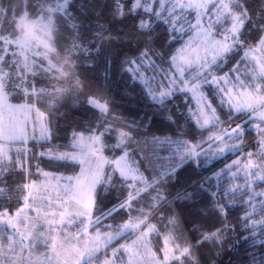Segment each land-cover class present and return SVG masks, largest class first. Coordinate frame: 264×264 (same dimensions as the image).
<instances>
[{"label":"snow or ice","instance_id":"1","mask_svg":"<svg viewBox=\"0 0 264 264\" xmlns=\"http://www.w3.org/2000/svg\"><path fill=\"white\" fill-rule=\"evenodd\" d=\"M245 2L246 0H187V3L183 0H167V3L166 0H112L110 11L113 20H136L135 31L140 36L151 35L150 30L155 20L159 24L170 25L169 35L172 37L167 48H162L159 52L148 42H144L141 48V41H137L131 55L124 56L117 62L120 53L112 55L111 49L118 46L114 42L119 34L114 37L110 28L101 26L87 46L76 43L79 40L81 22L88 19L84 13L89 11L91 0H85L79 9L72 0H17L16 4H12L11 0H0V209H3L0 211V223L12 230L7 236L9 247L5 249L0 243V253L12 252L15 257L0 255V264H25L24 251L31 246L33 240L45 239L43 234L37 235L39 224L47 225L49 232L62 231L77 223L82 225L74 235L65 234L67 254L61 262V254L56 253V264H101V241L107 248L117 236H121L126 230L139 228L156 213H160L159 220L167 219L169 205L175 206L177 201L193 208L204 205L205 214L215 212L226 219L230 207L226 201L234 200L235 197L227 189H213V175L184 184L179 189L175 185L179 182L181 169L200 167L202 157L214 159L226 152L242 150L246 138L245 126L243 122L234 124V121L241 120L246 114L249 121H259L255 125L260 137L257 144L264 149V0H260L261 6L255 15L250 14ZM18 7L20 12L17 11ZM104 8L109 10L107 4ZM178 10H194L195 23H189L185 29ZM33 15L38 18L31 19ZM205 17L210 21L207 24L204 23ZM222 22L230 24V27L217 30L215 25ZM12 25H15L14 30ZM253 30L258 35L249 41L247 36ZM62 35L72 38L66 41L63 48L60 46ZM184 36H188V39L184 40ZM97 40L99 44L96 43ZM173 44H180V47L173 49ZM121 45L130 47L127 40H122ZM242 51L248 58V63L252 64L250 69H246L250 78H242L240 75L239 65L245 61L237 60L236 57ZM9 53L13 59H9ZM233 61L236 62L234 68H229L227 72L223 69L217 71L220 64L227 67ZM82 64L102 73L107 82L114 81L119 74L117 83H122L126 90V95L121 98L129 99L138 109L144 110L132 112V119H127L123 113L114 114V102L111 98L101 99L91 90L85 92L88 77H82L76 71ZM233 73L236 75L233 76ZM157 77H160V84L154 85ZM166 79L167 83L164 82ZM48 87L53 88V96L59 93L79 100L95 118L89 119L80 133L72 134L71 147L79 149V153H48L50 163L60 165L71 161L81 165L80 172L75 176L58 178L66 180V183L63 187L57 186L55 200L50 196L44 197L38 191L33 195V191L39 188L35 181L17 185L16 188L8 183L9 177L19 175L17 167L20 172L24 171L23 157L13 160L9 154L10 146L17 141L26 143L25 130L13 119L21 108H14L6 103L8 96L12 93L22 94L28 98L30 106L33 96L39 98L48 94ZM178 93L186 96L191 93L189 103L195 100V109H187L195 124L205 130L210 125L216 131L207 139L201 137L199 141L192 139L191 142L179 145L178 154L166 169L156 170L155 175H147L146 170H142V163L132 162L133 153L125 149L141 134L140 129H150L157 120L166 121L169 125L179 122L175 107H164L166 103L171 105L174 99H178ZM118 120L123 121L119 127L126 128L127 131L113 127ZM52 131L54 129L42 127L41 139H46ZM85 131L87 136L83 135ZM114 132L116 142L107 143L104 137ZM6 144L9 145V151L5 150ZM97 145L100 147H96ZM105 149L121 150L123 155L109 160L103 155ZM40 155L44 156L45 153L41 152ZM256 156V153H248V162L244 168L252 182L245 185L249 191L243 192L248 199L241 200L242 204L253 208L251 213L246 209L242 217L244 232L248 233L242 239L245 243L252 241L253 246H257V236L264 237V191H254L255 180L264 181V152L259 154L258 159H254ZM105 164L113 166L112 170L105 171ZM238 164L239 161H233L227 169L237 167ZM236 174L232 173L233 176ZM43 175L48 177L50 174L45 172ZM25 190H28V194L23 196V204L13 216L12 200H5L4 197ZM19 199L17 195L16 201L19 202ZM257 204L260 207L258 219L254 218ZM134 205L141 207L134 208ZM30 211L36 215L29 216ZM125 211H138L136 222L130 219L118 229L107 225L112 231L101 232V225L106 220ZM223 219L220 221L222 227L215 231L209 230L207 234L200 232L201 242H223L222 233L233 230L223 224ZM169 222L174 223V218ZM19 224H23V230L18 227ZM92 227L97 229L95 238L89 235ZM155 231L157 229L154 225L149 226L148 232H142L140 241H144L149 233ZM82 237L87 239L82 241ZM72 240L76 243L72 244ZM165 240L167 244L168 237ZM133 243L135 245L137 242ZM17 247L20 248L19 255L16 254ZM193 247L195 242L178 247L180 255L170 256L171 249L166 246L163 264H169V261L187 264L186 258L191 256ZM258 247L264 248V241ZM52 248L55 252L54 238ZM124 253L129 254L127 264H133L136 253H132L125 245L115 249L111 258L105 253L102 264H125ZM28 259L30 262V257ZM48 259L51 264L52 258ZM191 264H198V261L193 258Z\"/></svg>","mask_w":264,"mask_h":264},{"label":"trees","instance_id":"2","mask_svg":"<svg viewBox=\"0 0 264 264\" xmlns=\"http://www.w3.org/2000/svg\"><path fill=\"white\" fill-rule=\"evenodd\" d=\"M5 2H7V0H5ZM72 2L75 4L76 8L79 9L81 3H84L85 0H72ZM11 3L16 4L17 0H11ZM106 4L109 6V10H105L104 6ZM111 4L112 0H91L89 11L84 13L88 19L81 22L82 27L78 33L79 40L76 41L77 44L87 46L92 42L94 36L98 34V29L103 26L104 28H110L114 37H117L119 34V38L114 42V44L118 46H114L111 49L112 55L120 53L117 57V62L122 60L124 56L131 55V52L135 50L137 46V41H141V48L144 42L150 43L157 52L162 48H167L168 41L172 39L169 35L171 29L168 25L159 24L158 21L154 20L152 29L150 30L151 35L140 36L135 31L136 20L131 18H125L123 20L112 19V13L110 11ZM245 6L250 10V14L255 15L257 9L261 6L260 0H246ZM17 11L20 12L21 9L18 7ZM38 12L39 10H37V14ZM31 18L36 17L33 15ZM12 28L14 30L15 25H12ZM257 35L258 33L253 30L248 34L247 39L251 41ZM71 39V37L62 35L60 37V46L62 48L65 47L66 41H70ZM122 40H127L130 47L121 45ZM96 43L99 44V40H97ZM177 46L178 44H173L172 48L175 49ZM165 67H167V65H165ZM76 71L79 72L82 77H88L85 84L86 93L91 90L101 99L111 98L113 100L114 114L119 115L123 113L127 119H132V112L144 110L138 109L137 105L129 99L121 98L126 95V90L122 83H117L120 79L119 74L115 76L114 81L107 82L104 80L102 73H97L94 69L83 66V64L81 67L77 68ZM45 83H47V81ZM51 83L55 84V81ZM56 87H59V85H56ZM52 92L53 88L48 87V94L39 98L36 96L32 97L31 104H34L40 112L45 114L47 127L54 129V131L43 140L29 141L22 144L17 143V145L25 146H21V148H27L28 151L32 150L33 152L29 155H21L24 159V171L20 172L19 167H17L16 171L19 175H13L9 177L8 180V183L12 184L13 188H16L17 185L22 186L23 183L30 184L32 179L38 178L39 176L34 173L37 167L51 172L66 173L68 175H74L79 169L77 162L74 163L69 161L56 165L50 163L49 157L37 154L38 151L42 150H53L54 152L72 150L71 137L73 132L80 133L82 131V126H86L89 119H95L88 113L86 105L81 104L79 100L68 96H62L59 93L53 96L51 95ZM9 96L12 101L29 103L28 98L24 97L22 94L16 95L12 93ZM178 96L179 98L174 99L171 105L166 103L164 107L169 109L175 107L176 113L179 116V122L169 125L166 121L157 120L150 129H140L141 134L136 137L128 149H125L133 153L131 157L133 162L142 163V170H146L147 175H155L156 170L166 169L167 166L173 162L172 158L178 154L177 150L179 145H182L184 142H191L192 139L198 141L201 137H205L209 131L213 130L211 126H208V130L200 128L193 121L191 114L187 111L188 107L192 106V101L191 103L188 102V97H190V95L187 94L186 96L184 93H178ZM33 110L34 112L36 111V109ZM240 121L241 120H236L234 124ZM121 123H123V121L118 120L113 127L122 131H127L126 128L119 127ZM83 135L87 136L88 133L85 131ZM245 137L243 147L245 146L244 149H247L254 144L253 140L257 135L247 126ZM104 140L109 144H114L116 142V133L114 132L110 135H106ZM240 152L241 151L236 154H234V152H229L212 162H208L207 159L202 157L200 167H183L181 169L178 176L179 182L175 185L177 189L184 184H191L194 181L213 175V189H227L230 194H234L235 199L226 201L230 205L226 219H223V217L215 212L205 214L203 211L204 205H197V207L193 208L180 201H177L175 206L169 205L167 219L163 221L159 220L160 213H156L152 219L148 220L143 225V227L152 223L157 229V231L152 233L153 249L157 253L160 254L162 252L164 244L163 239L167 236L170 237L177 248L184 245H191L195 242V247L192 248L191 256L186 258L187 264H191L193 258L198 261V264H264V248L258 247L259 243L264 241V237L257 236V246H253L252 241L245 243L242 239L243 236L248 235V233L244 232L242 217H244L246 209L250 213L253 212L251 206L241 203V200L246 201L248 199V196L244 195L243 192L249 190L241 188L242 183L245 181V177H235L229 174L230 170L222 169L223 165L234 156L240 154ZM104 153L112 159L118 157L123 151L105 149ZM110 170L111 168L108 165L105 171ZM263 186L264 181L261 183L259 182L255 186V190H259L261 187L263 188ZM27 192L28 190L21 193L13 192L10 197H4L5 200H12L11 212H14L20 207L23 203V196L26 195ZM17 195L20 197L19 202L16 201ZM140 207V205H134V208ZM0 211H3V209H0ZM259 213L260 207L257 204L254 211V218L258 219ZM126 217L127 211L106 221L118 222L125 220ZM173 218L175 222L170 223L169 221ZM222 219L223 224L233 229L232 231H225L222 233L223 242H201L200 232L207 234L209 230L215 231L217 228L222 227L220 223ZM194 226L196 230H194ZM257 231H259V228H257ZM131 234L132 232L118 242ZM177 252L180 255V252ZM169 264H174V262L171 261ZM175 264H178V262H175Z\"/></svg>","mask_w":264,"mask_h":264},{"label":"rangeland","instance_id":"3","mask_svg":"<svg viewBox=\"0 0 264 264\" xmlns=\"http://www.w3.org/2000/svg\"><path fill=\"white\" fill-rule=\"evenodd\" d=\"M183 2L187 3V0H183ZM166 3H167V0H166ZM156 7H157V9H159V4H157ZM169 7H170V5H169ZM178 14L182 17L181 23L184 24L185 29H187L189 23H195L196 14H195L194 10H187L185 12H179V10H178ZM165 15H167V13H165ZM37 18L38 17L31 18V19H37ZM185 21H187V23H185ZM209 22H210L209 19L207 17H205L204 18V23L207 24ZM168 26L171 29V26L170 25H168ZM177 27H179V25H177ZM215 27L217 28V30H221L224 27H230V24L225 25L222 22L219 25H215ZM188 35H192V33H188ZM183 39L187 40L188 36H184ZM177 47H180V44H178ZM14 48H15V46H14ZM15 50L17 52H19L18 49H15ZM41 51H43V50L41 49ZM9 55H10L9 59H13V57H11L10 53H9ZM20 58H21V60L23 59V57H20ZM236 59L245 61L244 63L239 65L241 77L242 78H250L248 72H246V69H250L252 67V64L248 63V58H246L244 56V52L242 51L240 53V55L236 57ZM235 66H236V62L235 61H233L232 63H229L227 65V67H225L224 64H220L219 68L217 69V71H219L220 69H223L224 72H227L229 68H234ZM165 68H167V67H165ZM235 75H236V73H233V76H235ZM189 76H190V74H189ZM164 82L167 83L168 82L167 79ZM153 83H154V85H159L160 84V77H157L156 80ZM162 90H168V89H163L162 88ZM188 95L191 96V93H188ZM6 103L12 105L14 108H17V107L21 108L20 111L16 112L15 116L13 117V119L17 120L19 122V125H20L22 130L23 129L25 130L26 142L43 140V139H41V128L42 127L48 128L47 124H46L45 114L40 112L38 110V108L34 104H31L29 106V103L15 102V101L11 100L10 96H8V99H7ZM191 104H192L191 107L193 109H195V100H192ZM33 109H36V111L34 112ZM225 111H226V109H225ZM193 121H194V119H193ZM241 122L244 123L245 130H246V127L248 126L249 129L251 128L252 131H254V133L257 135V137L253 140L254 144L251 147H249L247 149H244L245 148V146H244L243 149L240 150L241 151L240 154L234 156L231 160H229L225 165H223L222 169H227V166L231 165L233 163V161H239V164L237 165V167H234V168L230 169L229 174L232 175V173L235 172V173H237L235 175V177H237V176L245 177V181L242 183V187L239 186L241 188H245V185L247 183H251L252 182V178L248 177V175H247V169L244 168V165L247 164V162H248V153H250V152L251 153H256L257 156L254 157V159H258L259 154L261 152H264V149H261L260 146L257 144V141L260 139V137L258 136L257 129H256L255 125L259 121L255 120V119L249 121V118H248V116L246 114L241 119V121L239 123H241ZM215 131H216V129H213V130L209 131V133L203 138L207 139V137L211 133H214ZM17 143L22 144L23 142L17 141L15 143L11 144L10 151H9V145H7V144L5 145V150L9 151V154L11 155L12 158L14 157L13 160L20 159L22 154L29 155V154H31L33 152L32 150L28 151L27 148H21V146L22 147H25V146L24 145H16ZM96 147H100V146L97 145ZM50 151L54 152L53 150H44V151L42 150V151H38L37 154L40 155L41 152H44L45 153L44 156L49 157L48 153ZM73 151H76L77 153H79V149L62 150V151H58V152L55 151L54 153L58 155L60 153H64V152L71 153ZM227 153H229V152H226L224 155H226ZM236 153L237 152H234V154H236ZM103 155L109 160L114 159V158L111 159V157H108L104 153V151H103ZM121 155H123V153L120 154L119 156H121ZM118 157H115V158H118ZM220 157H222V156H220ZM220 157H216L214 159H207V161L208 162L209 161L212 162V161H214V160H216V159H218ZM93 162H95V157H93ZM78 165H79V169L74 175H68L66 173H61V172L60 173L59 172H51V171L44 170V169H42L40 167H37L35 169L34 173L37 174V176H39V177L41 176V178H34L30 182V184H31L33 181H35L37 183V185L39 186V188L36 191H33V195H36L37 191L38 192L44 191V195H43L44 197H49L50 196L53 200H55V197H56L57 191H58L57 186L59 185L60 187H63L64 184L66 183V180H60L58 178L61 177V176H63V177L75 176L76 174H78L80 172L81 165L79 163H78ZM107 166H108V164H105L104 165V169H106ZM85 167H87V165H85ZM112 167L113 166H110L111 170H112ZM45 172L49 173L50 175L48 177H45L43 175V173H45ZM53 177H56L57 179H53ZM259 182L261 183L263 181L255 180V182H254V191L255 192L264 191V186H263V188L261 187V189H259V190H255V186ZM236 185H235V187H236ZM138 187H142V186H138ZM45 189H46V191H45ZM16 211L15 212H11V214L13 216H15ZM28 215L31 216V217H34L36 214H35V212H31L30 211L28 213ZM138 216H139V212L138 211H133L131 213L127 212V217H126L125 220H121V221H118V222L117 221H115V222L105 221L104 224L101 225V232L102 233H108V232L112 231V229L108 228L107 225H112L114 228L118 229L123 224L128 223L130 219L133 222H136V218ZM20 219L21 220L23 219L22 215H21ZM152 225H153L152 223H149L145 227H143V225H141L137 229L126 230L125 232L122 233L121 236H117L116 239L113 240L111 242V244L107 248H105L103 246V241H101V251L99 253V258H100L101 264H102V261L105 259V253L107 254L108 258H111L112 252L115 249L120 248L121 245L127 246L128 248L131 249L132 253H136V257H135V260L133 261V264H163L164 256H165L164 249H165L166 246L169 249H171V251L169 253L170 256H178L179 253L176 250L177 247H176V245L173 244V241H171L170 237H168L167 244H166L165 238L163 239V243L164 244H163L162 252L160 254L157 253L153 249V244H152V233L153 232L149 233V235L147 237H145L144 241H140V237H141L142 232H148L149 226H152ZM18 227H20L21 230H23V224H19ZM80 228H82V225L77 223L75 226H72L70 228H64L62 231L49 232L47 225H44V224L37 225V229H38L37 235L43 234L45 236V239L44 240H33V243L31 244V246L27 250L24 251L23 256L25 257V264H49V259L48 258H52L51 259V264H56V260H55L56 253H60L61 254L60 255V260H61V262H63L64 256L67 254L66 253V249L68 247L67 245H64L65 234L74 235L78 231V229H80ZM96 232H97L96 228L92 227V228L89 229V235L91 237H93V238H95ZM130 232H132L131 235H129L127 238H125V239L121 240L120 242H118L120 239L125 237ZM11 233H12V230L10 228H7L5 224L0 223V243L3 244V247L5 249H7L9 247V243L7 241V236L10 235ZM113 234L115 235V233H113ZM53 238L55 239V244H56L55 252H53V248H52ZM84 239H87V238L86 237H82L81 238L82 241ZM134 241L137 242L135 245L133 243ZM25 243L27 244V241H25ZM71 243L75 244L76 241L72 240ZM80 246L82 247V244ZM146 249H147V251H146ZM19 253H20V248L17 247L16 248V254L19 255ZM153 254H154V258H153ZM0 255H6L8 257L15 258L12 252L5 251L4 253H0ZM29 257H30V262H29V259H28ZM123 258L125 260V264H127V261H128V258H129V254L128 253H124L123 254ZM170 262L171 261H169V263Z\"/></svg>","mask_w":264,"mask_h":264},{"label":"crops","instance_id":"4","mask_svg":"<svg viewBox=\"0 0 264 264\" xmlns=\"http://www.w3.org/2000/svg\"><path fill=\"white\" fill-rule=\"evenodd\" d=\"M16 145H17V144H16ZM38 178H41V176H40V177H38ZM41 192H42V193H43V195H44V191H41ZM27 194H28V192L26 193V195H27ZM22 204H23V203H22ZM22 204H21V205H22ZM21 205H20V207H21ZM17 209H18V208H17ZM17 209H16V210H17ZM16 210H15V211H16ZM15 211H14V212H15Z\"/></svg>","mask_w":264,"mask_h":264},{"label":"water","instance_id":"5","mask_svg":"<svg viewBox=\"0 0 264 264\" xmlns=\"http://www.w3.org/2000/svg\"><path fill=\"white\" fill-rule=\"evenodd\" d=\"M253 128V127H252Z\"/></svg>","mask_w":264,"mask_h":264}]
</instances>
